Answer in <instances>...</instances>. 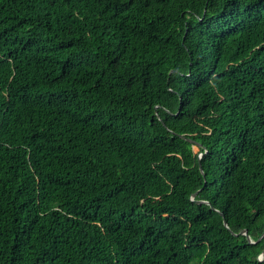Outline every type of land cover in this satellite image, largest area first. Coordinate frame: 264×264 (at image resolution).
<instances>
[{
    "label": "trees",
    "instance_id": "16d2710c",
    "mask_svg": "<svg viewBox=\"0 0 264 264\" xmlns=\"http://www.w3.org/2000/svg\"><path fill=\"white\" fill-rule=\"evenodd\" d=\"M243 230L264 0H0V264H264Z\"/></svg>",
    "mask_w": 264,
    "mask_h": 264
},
{
    "label": "water",
    "instance_id": "95a60500",
    "mask_svg": "<svg viewBox=\"0 0 264 264\" xmlns=\"http://www.w3.org/2000/svg\"><path fill=\"white\" fill-rule=\"evenodd\" d=\"M180 137H181L182 139H185L184 136H180ZM187 140L189 141V139H187ZM199 168H200V172L202 173L201 167H199ZM196 194H197V193H195V194L192 195V197H191L192 200H194ZM196 203H197V204H202V203H203V204H208V203L203 202V201H202V202H201V201H197ZM211 209L213 210V208H211ZM223 225H224L225 228H228V227H227V223H226L225 221H223ZM239 235H240V236H245L249 244H256V243H258V242L261 240V238L264 236V232H263V235L260 237V239H258L256 242H253V241L250 239V237L248 236L246 230L241 231V232L239 233ZM259 260H260V261H264V251H263V252L261 253V255L259 256Z\"/></svg>",
    "mask_w": 264,
    "mask_h": 264
},
{
    "label": "rangeland",
    "instance_id": "374dc122",
    "mask_svg": "<svg viewBox=\"0 0 264 264\" xmlns=\"http://www.w3.org/2000/svg\"><path fill=\"white\" fill-rule=\"evenodd\" d=\"M194 152H198V149L196 147H194Z\"/></svg>",
    "mask_w": 264,
    "mask_h": 264
}]
</instances>
